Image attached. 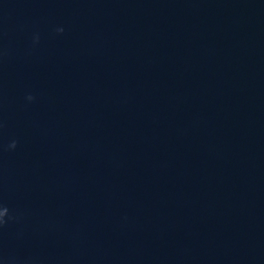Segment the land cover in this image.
<instances>
[{"label":"clouds","instance_id":"obj_1","mask_svg":"<svg viewBox=\"0 0 264 264\" xmlns=\"http://www.w3.org/2000/svg\"><path fill=\"white\" fill-rule=\"evenodd\" d=\"M56 31L59 32V33H62V32L64 31V29H63V28H58ZM37 39H38V38H37ZM26 99H27L28 101H32V100H34V97H33L32 95H28V96L26 97ZM0 127H2V125H0ZM16 146H17V141H15V140H13V141L8 145V147H9L10 149H15ZM8 218H10V217H9V209H8L7 206H5V205H0V226L5 225V224L7 223V219H8Z\"/></svg>","mask_w":264,"mask_h":264}]
</instances>
